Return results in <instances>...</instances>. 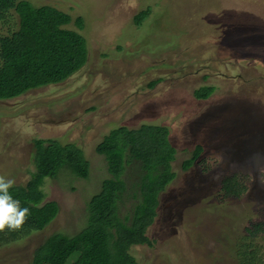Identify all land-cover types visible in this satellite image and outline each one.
Listing matches in <instances>:
<instances>
[{"label": "rangeland", "instance_id": "374dc122", "mask_svg": "<svg viewBox=\"0 0 264 264\" xmlns=\"http://www.w3.org/2000/svg\"><path fill=\"white\" fill-rule=\"evenodd\" d=\"M29 1L69 14L64 27L86 38L89 55L65 81L0 100V175L25 184L35 170L36 140L50 138L81 147L91 174L47 178L45 201L58 202L57 216L2 247L0 264H28L51 234L76 233L84 200L106 174L96 145L119 125L142 123L169 128L176 178L148 229L153 245L131 249L137 263L235 264L224 236L241 238L260 223L253 240L264 264V0ZM18 27L10 9L0 36ZM203 85L216 90L197 99ZM198 144L203 152L184 170ZM233 175L244 192L221 198V180Z\"/></svg>", "mask_w": 264, "mask_h": 264}, {"label": "trees", "instance_id": "16d2710c", "mask_svg": "<svg viewBox=\"0 0 264 264\" xmlns=\"http://www.w3.org/2000/svg\"><path fill=\"white\" fill-rule=\"evenodd\" d=\"M10 9L18 14L19 27L0 36V100L63 82L87 62L86 38L64 27L71 21L69 14L51 5L34 6L29 0H0V19ZM215 90L214 85H203L194 94L197 99H207ZM169 134L167 126L154 123L110 130L95 148L104 158L106 174L84 200L81 228L72 235L60 231L48 236L35 248L28 264H138L131 249L153 245L148 229L158 216L162 193L176 178L172 170L176 147ZM35 145L31 177L9 190L21 207L30 209V215L22 229L0 232V249L44 229L57 216L58 202L45 201L47 178L57 180L60 172H69L79 180L90 179V161L81 147L53 138L37 139ZM203 149L201 144L194 148L184 160V170ZM244 190V184L233 175L221 180L217 195L239 197ZM260 229L261 224L256 223L241 238L224 236L235 264H262L253 240Z\"/></svg>", "mask_w": 264, "mask_h": 264}, {"label": "clouds", "instance_id": "9594fccd", "mask_svg": "<svg viewBox=\"0 0 264 264\" xmlns=\"http://www.w3.org/2000/svg\"><path fill=\"white\" fill-rule=\"evenodd\" d=\"M14 179L0 175V232L5 229L20 230L30 215L28 207H21V202L15 199L10 189L15 185Z\"/></svg>", "mask_w": 264, "mask_h": 264}]
</instances>
